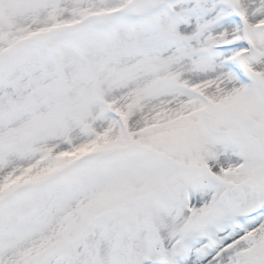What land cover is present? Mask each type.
Masks as SVG:
<instances>
[{"label":"snow or ice","instance_id":"1","mask_svg":"<svg viewBox=\"0 0 264 264\" xmlns=\"http://www.w3.org/2000/svg\"><path fill=\"white\" fill-rule=\"evenodd\" d=\"M0 264H264V0H0Z\"/></svg>","mask_w":264,"mask_h":264}]
</instances>
